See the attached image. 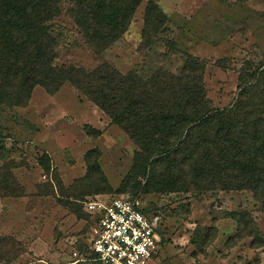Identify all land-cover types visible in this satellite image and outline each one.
Here are the masks:
<instances>
[{
	"label": "rangeland",
	"instance_id": "1",
	"mask_svg": "<svg viewBox=\"0 0 264 264\" xmlns=\"http://www.w3.org/2000/svg\"><path fill=\"white\" fill-rule=\"evenodd\" d=\"M148 1L169 21L145 45ZM53 30L60 38L58 66L92 70L106 63L123 75L164 66L177 74L185 55L195 57L206 64L204 87L214 109L235 102L246 68L251 75L264 69V0H143L127 31L99 55L66 13ZM0 128V174L18 186L12 195L0 187V264H97L83 202L117 196L138 201L153 221L160 248L151 264H264V193L220 191L199 201L184 193L147 194L141 187L135 195L120 192L137 148L72 84L54 95L36 87L24 107L1 105ZM94 161L111 193H97L101 180L87 179ZM241 213L258 239L239 233Z\"/></svg>",
	"mask_w": 264,
	"mask_h": 264
},
{
	"label": "trees",
	"instance_id": "2",
	"mask_svg": "<svg viewBox=\"0 0 264 264\" xmlns=\"http://www.w3.org/2000/svg\"><path fill=\"white\" fill-rule=\"evenodd\" d=\"M143 0H0V106L24 107L36 87L54 95L72 84L135 144L133 164L119 191L190 194L201 201L220 191L264 193V69L240 75L235 102L214 109L204 87L206 64L185 55L179 73L164 66L151 73L121 74L103 63L92 70L55 64L60 38L53 24L64 13L85 44L101 54L123 35ZM68 2V8L63 3ZM169 19L153 1L144 14L145 45L164 33ZM0 128V140L2 138ZM45 171L46 158L40 159ZM0 174V187L15 194L17 183ZM101 181L94 161L87 179ZM144 181H138V179ZM145 214H147L144 211ZM87 220L90 216L86 213ZM239 233L258 239L245 213ZM2 241V240H0ZM98 264V263H97Z\"/></svg>",
	"mask_w": 264,
	"mask_h": 264
},
{
	"label": "built area",
	"instance_id": "3",
	"mask_svg": "<svg viewBox=\"0 0 264 264\" xmlns=\"http://www.w3.org/2000/svg\"><path fill=\"white\" fill-rule=\"evenodd\" d=\"M92 225L88 248L98 264H151L160 237L140 203L128 197H96L83 202Z\"/></svg>",
	"mask_w": 264,
	"mask_h": 264
}]
</instances>
